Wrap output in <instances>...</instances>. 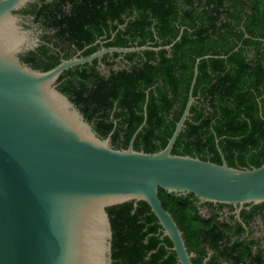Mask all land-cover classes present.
I'll list each match as a JSON object with an SVG mask.
<instances>
[{
	"label": "trees",
	"instance_id": "1",
	"mask_svg": "<svg viewBox=\"0 0 264 264\" xmlns=\"http://www.w3.org/2000/svg\"><path fill=\"white\" fill-rule=\"evenodd\" d=\"M66 4L71 9L65 20ZM45 10L54 15V29L80 46L94 41L96 32L110 39L108 47L160 48L116 53L127 61L123 69L109 76L91 69L60 87L100 136L111 135L115 148H128L136 135V150L164 149L197 67L196 100L173 153L240 169L264 164V0H57ZM66 21L68 31L61 28ZM159 197L188 244L210 241L216 252H225L219 241L226 235L213 226L215 218L198 213L196 196L160 188ZM107 211L112 264H175L176 255H168L162 241L173 244L162 240V226L146 202Z\"/></svg>",
	"mask_w": 264,
	"mask_h": 264
},
{
	"label": "water",
	"instance_id": "2",
	"mask_svg": "<svg viewBox=\"0 0 264 264\" xmlns=\"http://www.w3.org/2000/svg\"><path fill=\"white\" fill-rule=\"evenodd\" d=\"M33 1L3 0L0 8L20 10ZM25 44L33 47L32 33ZM147 49L160 48H105L48 71L0 56V264H112L107 209L140 201L157 217L179 264H193L160 188L205 203H264V164L240 169L173 153L196 100L197 67L183 115L167 146L154 153L136 150V135L128 148H115L111 135L100 136L56 86L78 63Z\"/></svg>",
	"mask_w": 264,
	"mask_h": 264
},
{
	"label": "flooded vegetation",
	"instance_id": "3",
	"mask_svg": "<svg viewBox=\"0 0 264 264\" xmlns=\"http://www.w3.org/2000/svg\"><path fill=\"white\" fill-rule=\"evenodd\" d=\"M56 1L34 0L19 10L25 21L32 26L34 42L33 47L26 54L20 56L25 65L39 71H46L49 67H52L49 68L51 70L63 62L82 60L93 54H99L105 48L116 47H108L106 44L110 39H106V35H98L96 32H94V41L85 40L84 46L68 41V32H61L60 28L54 29L55 26L50 23L53 22L54 15L51 10H45V7ZM33 5L38 7L37 12H33L31 9ZM70 9L71 6L66 4L65 20L68 19V10ZM59 19L61 20L62 16ZM67 22L61 25V28L66 31H68ZM90 50H93L92 53L86 54ZM126 63L123 55L116 56V53H106L92 61L78 63L64 70L57 79L56 86L60 90L64 83L68 84V80L77 77L75 74L86 73L91 69H96L101 75L109 76L111 70H121L126 67ZM198 213L207 219L215 218L213 226L217 223V231L221 230L226 235L219 241L221 251L225 252H216L210 241L203 240L201 246L194 247L185 240L193 264H264V203L243 206L214 203L208 207L205 202L198 201ZM162 232V240H164L166 236H164L163 228ZM247 243L248 245L245 246ZM162 245H165L168 255L173 253L176 255L175 264H179L173 245L166 246L164 241H162ZM247 248L251 253H246Z\"/></svg>",
	"mask_w": 264,
	"mask_h": 264
},
{
	"label": "clouds",
	"instance_id": "4",
	"mask_svg": "<svg viewBox=\"0 0 264 264\" xmlns=\"http://www.w3.org/2000/svg\"><path fill=\"white\" fill-rule=\"evenodd\" d=\"M30 33L32 26L21 16L19 9L0 8V56L17 58L26 54L29 47L25 40Z\"/></svg>",
	"mask_w": 264,
	"mask_h": 264
}]
</instances>
